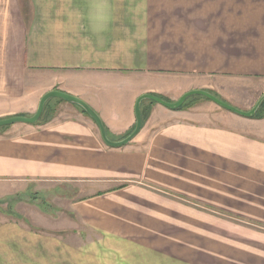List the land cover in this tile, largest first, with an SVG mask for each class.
Instances as JSON below:
<instances>
[{
  "label": "crops",
  "instance_id": "crops-1",
  "mask_svg": "<svg viewBox=\"0 0 264 264\" xmlns=\"http://www.w3.org/2000/svg\"><path fill=\"white\" fill-rule=\"evenodd\" d=\"M192 90L252 109L264 0H0V120L60 91L117 142L137 98ZM47 104L36 124L0 128V201L47 185L74 196L37 221L50 232L1 221L0 264H264V112L143 100L139 133L111 148L80 107Z\"/></svg>",
  "mask_w": 264,
  "mask_h": 264
},
{
  "label": "water",
  "instance_id": "water-1",
  "mask_svg": "<svg viewBox=\"0 0 264 264\" xmlns=\"http://www.w3.org/2000/svg\"><path fill=\"white\" fill-rule=\"evenodd\" d=\"M203 97L212 103L216 104L217 106L234 113L238 116L244 117V118H251L255 115L257 110L259 109L261 103L264 101V94L257 100L255 105L252 107L247 112L241 111L239 109H236L235 107L223 102L216 96L212 95L209 92L203 91V90H192L184 93L177 101L175 102H166L158 97H155L150 94H145L137 98L134 106V116H135V126L133 131L124 139L117 141V142H112L109 140V138L106 135L105 128L103 126V123L101 122L99 116L82 100H80L77 97L68 95L66 93L60 92V91H50L46 94H44L37 106V109L35 113L31 117H21V116H16V117H9L6 119H1L0 120V128L11 126L14 124H28V125H33L36 124L41 117L43 113V109L45 104L51 100V99H59L64 102L70 103L72 105H76L80 107L87 115L88 117L95 123V125L98 128V131L100 133V137L105 145L111 148H121L126 146L129 142H131L136 135L139 133L141 127H142V119H141V113H140V103L143 100H149L154 103H157L169 110H177L179 109L187 99L191 97Z\"/></svg>",
  "mask_w": 264,
  "mask_h": 264
},
{
  "label": "rangeland",
  "instance_id": "rangeland-1",
  "mask_svg": "<svg viewBox=\"0 0 264 264\" xmlns=\"http://www.w3.org/2000/svg\"><path fill=\"white\" fill-rule=\"evenodd\" d=\"M201 99L204 100L205 98L195 96L188 101V105L191 104L192 101H201ZM49 107L50 104H47L39 121L42 120L43 117L45 118L52 109L51 107L49 110ZM259 111V113L264 112L261 110ZM34 189V187H30V191H28L30 192L28 194L29 197L24 196L22 201H0V222H21L27 225L30 228L29 230L33 232H44V230H46L45 232H50L49 229L47 230L42 229V227H38L36 225L38 224L37 221H52L55 205L57 206L62 203L57 202V199L61 198V200H63V198L68 197L69 194L74 196V189L67 185L58 187L47 185L42 188L44 190L41 192H34Z\"/></svg>",
  "mask_w": 264,
  "mask_h": 264
},
{
  "label": "trees",
  "instance_id": "trees-1",
  "mask_svg": "<svg viewBox=\"0 0 264 264\" xmlns=\"http://www.w3.org/2000/svg\"><path fill=\"white\" fill-rule=\"evenodd\" d=\"M191 98H193V97H191ZM191 98L187 99V100L185 101V103H184L179 109H177V110H181V109L186 108V107L188 106V101H189ZM263 108H264V101L261 103V105H260L259 109L257 110V112H258L259 110H262ZM43 110H44V109H43ZM257 112H256L255 115H254V116H256V117H257Z\"/></svg>",
  "mask_w": 264,
  "mask_h": 264
}]
</instances>
